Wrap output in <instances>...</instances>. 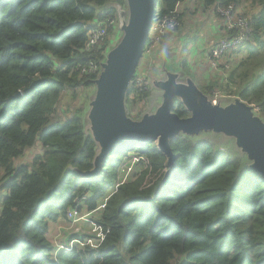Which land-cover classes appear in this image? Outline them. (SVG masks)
I'll list each match as a JSON object with an SVG mask.
<instances>
[{
    "label": "trees",
    "instance_id": "1",
    "mask_svg": "<svg viewBox=\"0 0 264 264\" xmlns=\"http://www.w3.org/2000/svg\"><path fill=\"white\" fill-rule=\"evenodd\" d=\"M181 1L157 0V15L177 17ZM203 3L215 11L233 4L251 16L253 32L241 49L224 56L225 79L212 87L198 83L199 89L214 98L215 87L231 88L227 96L252 105L264 120V0ZM246 4L256 10H244ZM120 6L128 0H0V264H264V177L232 136L222 146L206 138L211 131L180 133L170 139L176 155L171 172L154 140L134 142L103 158L97 175L83 176L96 169L101 146L91 122L89 129L83 122L91 103L77 101L81 90L96 88L101 73L81 76L77 67L105 60L120 30L111 27V37L91 52L84 50L88 31L118 19ZM243 50L235 62L232 55ZM133 82L125 107L141 120L150 91ZM173 111L190 115L179 99ZM37 146L41 151L23 161ZM131 152L146 168L108 194ZM76 200H82L80 212L97 214L105 237L97 250L74 248L55 258L49 222L67 219Z\"/></svg>",
    "mask_w": 264,
    "mask_h": 264
},
{
    "label": "water",
    "instance_id": "2",
    "mask_svg": "<svg viewBox=\"0 0 264 264\" xmlns=\"http://www.w3.org/2000/svg\"><path fill=\"white\" fill-rule=\"evenodd\" d=\"M157 6V0H128L129 21L123 28L124 36L109 51L101 74L95 80L97 89L89 119L91 130L101 146L100 161L112 151L124 149L131 143L145 144L154 140L167 156L168 172H171L176 155L170 139L180 133L198 135L211 131L233 136L253 161L251 168L264 177V120L255 114L252 105L240 99L222 106L200 92L201 103L195 105L189 116L181 117L173 111L174 102L180 96L192 94L196 87L192 81L178 82V74L167 73V80L158 84L164 93L162 105L156 112L146 114L141 120L128 116L125 95L144 56ZM20 94L19 91L17 95Z\"/></svg>",
    "mask_w": 264,
    "mask_h": 264
},
{
    "label": "rangeland",
    "instance_id": "3",
    "mask_svg": "<svg viewBox=\"0 0 264 264\" xmlns=\"http://www.w3.org/2000/svg\"><path fill=\"white\" fill-rule=\"evenodd\" d=\"M197 8L199 9V14L201 15L203 12V7L200 2L196 3ZM119 6V5H117ZM246 6V7H245ZM244 6V10L247 11H255V8H252L250 4H246ZM160 11V7L158 6L157 13ZM118 29L120 30V33L118 34L115 42L113 43L114 46L110 51H112L120 42L122 37L124 36V30L123 28L127 26L128 21H129V7L127 6L126 8L124 7H119L118 11ZM197 14L195 19L196 21H193L192 23H187L183 22L182 26H179V28L176 30V33L181 35H184L186 41V45L184 47H181V50L179 49L178 46L173 47L174 52H180L181 54L184 55L183 59H177L175 60L174 55H170V58H173V61L175 60L176 63H174L173 67H169L167 65L168 70H165L164 67L165 65L162 64L160 59H157V50L156 47L159 42H156L154 45H152L148 50H146L139 68H138V73L135 78V81L133 82V85L136 87V89H139L141 91L147 89L150 91L148 99H144L142 102V106L145 108V114H151L149 110L153 107L152 111H156L157 108H159L162 105L163 102V90L158 87L157 82L158 81H165L167 80V71L169 73L175 72L178 73L179 79L178 82L182 83H187V82H193L195 84V90L193 91L192 94L190 95H185V96H180L179 100L185 105L186 109L188 110V114L192 113V109L196 107L195 105H198L201 103V90L199 89V84H203L206 86H213L214 80H218L219 82H222L223 79H225V72H227L224 68H213L211 66V60H209V65L208 64H203V66H198L197 62L190 64L191 56L195 54V51H192L190 47L192 46L191 44H198V37L201 36L204 32L205 36H209L211 31H210V26L207 24V21H205L201 16ZM250 14V13H248ZM181 23V22H180ZM226 33L228 31L224 30ZM175 33V32H174ZM157 35L156 30H154L151 33L150 39L155 38ZM111 37V35H109ZM179 37V36H178ZM224 38V37H222ZM108 39V38H107ZM221 38H218L219 40ZM215 40V41H217ZM213 41L210 45V47L213 46ZM149 46V45H148ZM154 50H156V53H154ZM210 51V50H209ZM244 51V50H243ZM238 54H233V58H237ZM242 57H244V53H240ZM239 55V56H240ZM178 56V55H177ZM107 59V56L105 58V61ZM210 59V58H209ZM235 61L237 59H234ZM228 61L225 59V63ZM223 63V62H222ZM228 68V67H227ZM158 79V80H157ZM199 83V84H198ZM139 84V85H138ZM216 89L212 90L214 93V98H211L208 96L212 102L221 104L222 106H226L227 104L231 103L234 101L230 96H227L230 90H226V87L224 86L223 88H218L215 87ZM96 92V88L91 87L88 89L81 90L78 96V106H85L87 107L88 104H90L92 101V97L94 96V93ZM200 94V95H199ZM131 98H134V94H132ZM178 98V97H177ZM70 99V95H65L63 98V102H67V100ZM182 99H185L183 101ZM138 107V106H137ZM139 108V107H138ZM134 110H136V107H134ZM90 111V109H89ZM85 114L83 116V122L86 127V129L90 128V113ZM89 114V116H88ZM134 115L137 114L136 111L133 113ZM132 118V117H131ZM133 119V118H132ZM137 120V119H134ZM233 137V136H232ZM206 138L210 140H214L215 142L221 144L222 146H225L224 144H228V139H232L230 135L227 133H216V132H210L209 135L206 136ZM235 138H233V141ZM235 147H238L237 142L234 143ZM230 150L231 153L236 155L235 149L233 148V145L227 146ZM222 149V148H221ZM223 150V149H222ZM41 151V147L37 146L30 151L24 156L23 161L29 160L31 156L35 153H38ZM100 158H98L97 164H96V169L90 174H83L85 177H91L94 175H97L99 170L101 169V161ZM146 166L140 158H138L137 154L134 152H131L128 154V156L123 160L121 165L119 166V171H118V180L117 182H121L123 180H128L130 177H132L134 174L140 173L142 170H144ZM3 175V171L0 170V177ZM1 191V189H0ZM110 191H112L110 189ZM1 194V193H0ZM102 201V200H101ZM103 204V203H102ZM96 215V216H95ZM79 219L76 222H69L65 217H59L57 223H52L51 221L49 222V228H48V233H47V238L49 241L56 247L55 251L53 253H57L58 245L68 241L70 237L77 232H82L83 235H91L89 231L92 229L91 222H95V219L97 217L96 213H91L88 210H82L79 213ZM80 229V230H78Z\"/></svg>",
    "mask_w": 264,
    "mask_h": 264
},
{
    "label": "built area",
    "instance_id": "4",
    "mask_svg": "<svg viewBox=\"0 0 264 264\" xmlns=\"http://www.w3.org/2000/svg\"><path fill=\"white\" fill-rule=\"evenodd\" d=\"M216 11L222 20V25L229 32H234L232 36L226 35L224 36V38L215 41L209 51L211 66L213 68L219 67L222 69L221 63L223 62L224 56L229 53H234V51L241 49L245 45V42L250 39L251 34L253 32V27H252L251 16L239 12L233 4L227 6L218 5L216 7ZM180 24L181 23L179 19L175 16H171V17L164 16L161 18L157 15L154 19L149 35L148 41L150 42V45L152 46L156 42H160L161 38L167 35V33L175 32L179 28ZM111 27H114V30L116 29L117 31L118 19L108 18L104 21L96 22L95 25L91 26L88 31V40L86 42L84 50L89 52L94 51L97 46L104 43L107 38L109 39L110 38L109 29ZM154 30H156L157 35L155 38L150 39L151 33ZM117 36L115 37L113 43L115 42ZM104 62L105 60L101 63L95 60H90L86 64H80L77 67V71L80 73L81 76L96 75V74L99 75L103 69ZM118 185L119 182H117V184L111 188L112 191H109L108 194L112 193ZM84 198H86V196L83 197V199ZM106 199L107 197L105 198V201ZM81 205H82V200H76L75 206L68 209L67 220L69 222L78 221L79 219L78 215L80 213L79 209ZM104 206H105L104 204L103 205L101 204L99 209L104 208ZM91 225H92V229L89 231L91 235L89 234L83 235L81 231L74 233L68 241H65L58 245L57 253L54 254V257L56 258L58 252L60 251L70 252L74 248H84L86 246H89L93 250H97L99 244L104 239L105 234L95 222L92 221Z\"/></svg>",
    "mask_w": 264,
    "mask_h": 264
},
{
    "label": "crops",
    "instance_id": "5",
    "mask_svg": "<svg viewBox=\"0 0 264 264\" xmlns=\"http://www.w3.org/2000/svg\"><path fill=\"white\" fill-rule=\"evenodd\" d=\"M197 2H200L202 7L204 6L202 9L203 12L201 15L199 14V9L197 8V5H196ZM175 11H176L177 17L179 18V21L181 22L180 26H182L183 22L192 23L193 21H196L195 19H197L196 18L197 14H199V16H201L205 21H207V24L210 26L211 33L209 36H205L203 32V34L197 38L198 44L197 45L194 43L191 44L192 46L190 47V49L192 51H195L196 49L197 50L195 54L191 56L188 62L190 61V64H193L196 61L198 66H203V64L209 65V60H210L209 50L211 48L210 47L211 43L217 40L218 38H222L227 35V33L222 29L223 27L222 20L215 11V5L206 7L203 3V0H183L177 4ZM186 41L187 40L185 39L184 35L180 36L179 34L176 33V31L175 33L173 32L172 34L165 35L164 37L161 38L160 42L158 43L156 47V50L158 49L156 58L160 59L162 64L165 65L164 67L165 70H168L167 65H169V67H173L174 63H176L175 61L176 58L178 60L184 58V55L181 54L179 51L174 52L173 47L178 46L179 49L181 50V47H184L186 45ZM150 47L151 45L146 47V50H148ZM156 50H154V53H156ZM240 53L245 54V51H242ZM240 53H238L237 58H233V60L237 59L236 61H238L240 58H242L243 55L241 56ZM170 55H174L175 57L174 61H173V58L172 59L170 58ZM167 73L169 72L167 71ZM171 73H174L175 75L178 74L175 72H171ZM159 82L160 81H158L157 84H159ZM163 93H164V90H163ZM82 210H85V209L83 208ZM57 222L59 221L57 220L56 222H52V223H57Z\"/></svg>",
    "mask_w": 264,
    "mask_h": 264
},
{
    "label": "clouds",
    "instance_id": "6",
    "mask_svg": "<svg viewBox=\"0 0 264 264\" xmlns=\"http://www.w3.org/2000/svg\"><path fill=\"white\" fill-rule=\"evenodd\" d=\"M157 10V9H156Z\"/></svg>",
    "mask_w": 264,
    "mask_h": 264
}]
</instances>
